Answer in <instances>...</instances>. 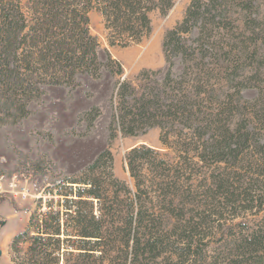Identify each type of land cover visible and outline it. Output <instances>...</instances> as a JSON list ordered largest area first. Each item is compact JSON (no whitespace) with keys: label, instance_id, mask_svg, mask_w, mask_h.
Returning a JSON list of instances; mask_svg holds the SVG:
<instances>
[{"label":"trees","instance_id":"16d2710c","mask_svg":"<svg viewBox=\"0 0 264 264\" xmlns=\"http://www.w3.org/2000/svg\"><path fill=\"white\" fill-rule=\"evenodd\" d=\"M173 6L174 0H0V124L29 117L49 87L72 93L86 78L105 80L112 86L108 144L119 133L141 137L159 129L169 150H128L133 184L116 175L109 145L79 172L50 181L45 195L52 198L37 200L27 227L12 239L14 264H264V218L234 222L264 209V144L256 142L257 154L246 158L232 128L245 79L241 50L229 39L241 27L232 15L244 13L242 27L264 49L260 0H191L164 35L166 64L132 77L123 78L122 62L91 31L96 10L109 46L141 44L153 32L151 13ZM226 40L233 43L224 69L214 60ZM101 114L99 104L79 114L82 136ZM254 115L262 123L264 107ZM255 138L248 131L246 139Z\"/></svg>","mask_w":264,"mask_h":264},{"label":"rangeland","instance_id":"374dc122","mask_svg":"<svg viewBox=\"0 0 264 264\" xmlns=\"http://www.w3.org/2000/svg\"><path fill=\"white\" fill-rule=\"evenodd\" d=\"M190 2L191 0H174V6L167 14L153 11V32L141 44L128 47L109 46L104 18L96 10L90 13L91 31L102 45L108 47L113 56L122 62L124 75L132 77L143 68L155 69L166 64L162 47L164 35L183 19ZM260 4L258 16L264 19V0H260ZM243 15L244 13L232 15L236 25H244ZM241 27L238 32L229 36L230 40L237 42V45L234 43L236 48L241 50L240 58L244 69L242 79H245L244 99L234 117L232 128L241 144L243 155L252 159L257 153L251 146H255L256 142L264 144V121L259 123L254 115L260 113L264 107V49L255 44L256 33ZM233 42L226 40L219 45L220 56L214 60L215 66H223L224 69L228 66L227 51H231ZM246 48H249L250 52L255 50L256 54H247ZM252 62L258 64L257 69H251ZM111 89L109 82L91 78H86L72 93L65 87H49L42 100L32 104L33 112L29 117L16 124H0V176H4L0 181V264H14L10 249L12 239L27 227L29 218L37 207V200L41 197L44 201L52 198L45 195L50 188V181L79 172L101 149L109 145L115 159L116 175L133 184L124 159L128 150L140 144H147L162 152L169 151L160 141L159 129H152L141 137L123 136L119 133L108 144ZM93 104H99L102 114L89 133L82 136L83 126L79 123L78 116ZM251 130L256 133L255 141L246 139L248 131ZM263 149L264 147H261L260 151ZM39 161L42 164L37 167L35 163ZM14 182L17 186L13 185ZM58 197L56 196V199ZM245 218L251 225L257 224L264 218V209L260 213H249L246 217L241 214L234 222ZM218 235H214L210 245L211 257L215 255L214 249L217 250L219 245L216 241L220 240V234Z\"/></svg>","mask_w":264,"mask_h":264},{"label":"built area","instance_id":"2783aa9c","mask_svg":"<svg viewBox=\"0 0 264 264\" xmlns=\"http://www.w3.org/2000/svg\"><path fill=\"white\" fill-rule=\"evenodd\" d=\"M3 178H4V176H0V181H1ZM13 185H14V186H17V183L14 182ZM0 188H1V183H0ZM22 193H23V192H22Z\"/></svg>","mask_w":264,"mask_h":264},{"label":"water","instance_id":"95a60500","mask_svg":"<svg viewBox=\"0 0 264 264\" xmlns=\"http://www.w3.org/2000/svg\"><path fill=\"white\" fill-rule=\"evenodd\" d=\"M125 77H126V75L123 76V78H125Z\"/></svg>","mask_w":264,"mask_h":264}]
</instances>
